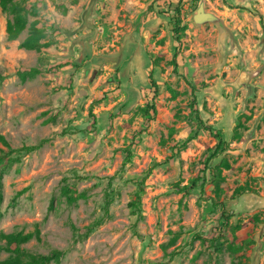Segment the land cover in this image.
Wrapping results in <instances>:
<instances>
[{
    "label": "rangeland",
    "instance_id": "1",
    "mask_svg": "<svg viewBox=\"0 0 264 264\" xmlns=\"http://www.w3.org/2000/svg\"><path fill=\"white\" fill-rule=\"evenodd\" d=\"M11 4L29 13L9 40L0 6V246L30 235L50 264H264V0ZM33 22L38 50L21 47Z\"/></svg>",
    "mask_w": 264,
    "mask_h": 264
},
{
    "label": "trees",
    "instance_id": "2",
    "mask_svg": "<svg viewBox=\"0 0 264 264\" xmlns=\"http://www.w3.org/2000/svg\"><path fill=\"white\" fill-rule=\"evenodd\" d=\"M10 5V6H8ZM0 6L4 11H8L10 14L14 16L13 22L8 23L7 25V34L9 40H14L17 38V36L25 29L27 24L26 15L29 13V8L26 7H17L13 4H11V0H0ZM178 13V12H177ZM177 17V16H176ZM179 20L178 18L176 21H174L175 24V33L183 31V28H179ZM43 38L40 30H38L35 27V22L30 24L29 27V36L23 41L21 44V47L28 49V50H38L41 44H39V41ZM173 65H175V61L173 62ZM39 71L35 68L30 69L26 72H18L17 75L20 78L21 81H24L27 77H34L38 75ZM148 79L150 81V84L152 87H154L156 90V84L152 78V74L150 73L148 76ZM148 110H151L155 114L154 107H147ZM148 110H145V115L149 117ZM195 117L200 125V128L204 131H211L209 128L204 126L202 123L198 111H194ZM93 117V116H92ZM95 121L93 122L94 125ZM216 137L219 139V142L215 148V151L212 153L210 157L214 158L220 150L222 151L224 141L222 140V136L217 133ZM217 151V152H216ZM221 167L227 168L228 165L225 161L221 162L217 166H215L212 170L214 171L213 178L215 182L216 188L218 187L219 182L223 180L221 177ZM243 190L242 188H239L236 192V196H240V192ZM80 198H84L83 195L78 196ZM78 198H73L70 196H67V201L69 203L77 200ZM222 219H225L228 221V218L230 217L229 214L223 213ZM227 224V222H226ZM91 228H86V233H89ZM4 240H6V243L4 246H0V251H4L5 253L9 254V257L4 260L0 261V264H50V260H53L55 257L53 256H43L39 254H34L29 256L24 248L21 247L22 244L26 243L30 239V235H21V234H10L2 236ZM216 241V240H211ZM28 258V260H27Z\"/></svg>",
    "mask_w": 264,
    "mask_h": 264
},
{
    "label": "bare ground",
    "instance_id": "3",
    "mask_svg": "<svg viewBox=\"0 0 264 264\" xmlns=\"http://www.w3.org/2000/svg\"><path fill=\"white\" fill-rule=\"evenodd\" d=\"M200 10H201V9H200ZM200 10H199V11H200ZM201 11H202V10H201ZM205 16H206V18H208V16H207V15H205ZM206 18H205V19H206ZM198 20H199V21H201V20H203V19H198ZM198 20H197V21H198Z\"/></svg>",
    "mask_w": 264,
    "mask_h": 264
},
{
    "label": "water",
    "instance_id": "4",
    "mask_svg": "<svg viewBox=\"0 0 264 264\" xmlns=\"http://www.w3.org/2000/svg\"><path fill=\"white\" fill-rule=\"evenodd\" d=\"M196 20V22H200L199 20L197 21V19H195ZM203 20H205V19H203ZM202 21V20H201Z\"/></svg>",
    "mask_w": 264,
    "mask_h": 264
}]
</instances>
